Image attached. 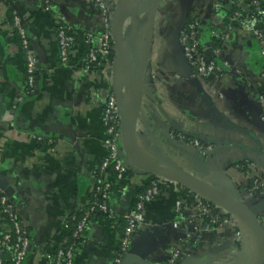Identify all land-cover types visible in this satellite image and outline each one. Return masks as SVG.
I'll return each mask as SVG.
<instances>
[{"label":"crops","instance_id":"obj_1","mask_svg":"<svg viewBox=\"0 0 264 264\" xmlns=\"http://www.w3.org/2000/svg\"><path fill=\"white\" fill-rule=\"evenodd\" d=\"M106 1L115 11L145 0ZM254 1L264 6V0H162L153 12L127 18L120 37L143 78L133 139L140 156L201 177L238 199L258 216L264 230V121L259 103L264 56L251 31L228 16ZM9 8L20 16L37 56L31 92L26 91L25 57L8 20ZM60 18L78 33L65 62L60 61L56 39ZM192 21L197 23L198 44L214 48L212 38L217 37V61H226L220 72L204 80H192L179 58L180 27ZM104 25L101 11L85 0H0V176L13 188L8 198L29 237L22 264H47L46 257L68 243L64 223L93 198L94 173L105 153V95L116 89L128 109L130 98L114 54L116 67L106 73L83 67L87 46L81 37L101 33ZM257 27L264 38V21ZM192 140L210 149L202 155ZM130 169L131 175L112 187L111 213L90 217L73 264L114 263L122 213L154 177ZM160 183V195L144 208V226L119 264H163L172 248L179 250L176 264L251 260L254 240L243 223L217 209L216 216L207 217L219 222L202 225L197 194L169 180ZM176 200L181 202L179 211Z\"/></svg>","mask_w":264,"mask_h":264},{"label":"built area","instance_id":"obj_2","mask_svg":"<svg viewBox=\"0 0 264 264\" xmlns=\"http://www.w3.org/2000/svg\"><path fill=\"white\" fill-rule=\"evenodd\" d=\"M88 4L97 7L104 18V29L99 34L86 32L81 39L88 46L84 59L83 67L87 71L101 70L104 73L113 67L112 55L113 44L111 42L109 23L114 10L110 8L106 0H85ZM242 27L251 31L257 39L260 46L261 54L264 56V38L262 32L257 27L264 21V6L259 2H252L249 5H240L230 18ZM12 27L20 39L21 49L25 57V85L26 91L31 92L36 80L37 56L33 50L25 29L21 25V19L18 13H13ZM197 23L192 21L180 32V44L183 54L187 58L188 65L191 68V78L207 79L214 73H218L222 69V65H226V61H217L220 55V48H211L212 55L206 54V47H202L197 41ZM78 33L68 25L62 18L56 25V39L59 50L60 61L65 62L73 47ZM219 60V59H218ZM116 67V65L114 64ZM125 95L129 96L126 89ZM261 108V120L264 121V92L259 96ZM124 106L121 97L116 89L109 91L105 95L102 108L101 122L104 129L103 144L105 153L101 161L98 163L94 173V195L93 199L88 201L86 212L81 219L75 222V228L71 232L72 238L81 237L82 232L87 227L92 213L109 214V195L114 184H119L126 179L125 173L130 169V164L123 158L118 157V148L120 146V128L123 121ZM41 140L40 138H37ZM47 143L49 141H46ZM45 142V143H46ZM192 145L203 155L210 148L200 143L198 140H192ZM255 183V182H254ZM255 184L249 190L251 194L255 191ZM143 187V188H142ZM140 191H137L132 207L126 209L122 213L125 220L123 236L119 238L120 249L113 264H119L120 258L126 249L132 244L133 239L138 235L144 224V208L153 202L161 193L160 179L153 177L143 185ZM202 198L196 196V205L198 207L197 219L202 222L203 216L218 214L219 210L203 204ZM181 202L176 200V211H179ZM215 215V216H216ZM4 218H8L5 221ZM264 219V214L262 215ZM67 222L64 227L68 228ZM239 232H237L238 236ZM29 248V237L26 227L22 219L16 214L14 206L10 199L2 193L0 187V264H6L3 259L4 252L9 253L11 258L10 264H22L27 255ZM76 253V247L70 245L66 249L60 247L52 255L46 257L47 264H73ZM179 258V250L170 249L166 262L163 264H176ZM154 264H160L158 262Z\"/></svg>","mask_w":264,"mask_h":264},{"label":"water","instance_id":"obj_3","mask_svg":"<svg viewBox=\"0 0 264 264\" xmlns=\"http://www.w3.org/2000/svg\"><path fill=\"white\" fill-rule=\"evenodd\" d=\"M162 0H145L138 4L120 5L114 12L109 23L111 42L117 66L122 74L126 88L129 92V105L124 112L120 128V146L118 157L125 159L133 168L144 174L153 175L160 179L169 180L180 184L193 191L207 203L215 208L231 214L243 223L251 232L254 240V254L246 264H264V230L258 216L238 199L221 193L201 177L178 170L168 165H162L141 158L140 151L134 144V129L142 103L143 78L141 71L135 69L129 59L125 45L120 37V30L124 21L132 15L153 12ZM180 27V31H181ZM179 58L185 62L189 77L192 74L187 58L183 54L182 46ZM206 54L211 56V47L207 45ZM191 78V77H190ZM197 80L196 78H191ZM140 153V154H139ZM142 155V154H141ZM2 193L12 198L13 188L0 176ZM132 245V244H131ZM125 254L120 258H124Z\"/></svg>","mask_w":264,"mask_h":264},{"label":"trees","instance_id":"obj_4","mask_svg":"<svg viewBox=\"0 0 264 264\" xmlns=\"http://www.w3.org/2000/svg\"><path fill=\"white\" fill-rule=\"evenodd\" d=\"M235 10H237V8H234L233 10H232V12L231 11H229L228 12V16H230L231 17V15H232V13L235 11ZM14 12H16V11H14L13 9H8V20L10 21V22H12V18H13V13ZM17 13V12H16ZM190 21L192 20V17L190 16ZM229 19H228V17L225 19V22H226V24H227V21H228ZM17 38H18V42H19V46H20V49H21V45H20V39H19V37H18V35H17ZM219 43H220V40L217 38V37H215V38H212V46L215 48H217L218 46H219ZM219 48V47H218ZM87 49H88V46H87ZM86 49V50H87ZM238 165H240V167H244L245 165H246V163L244 164V163H237ZM131 174H130V170H128V171H126V173H125V176L126 177H129ZM94 198V197H93ZM92 198V199H93ZM202 200V202H203V204H207V205H209L210 207H213V205H211V204H209V203H207L205 200H203V199H201ZM86 207H85V209H81V210H78V211H76V212H74L68 219H67V226H68V229H69V239H68V243H66V245L65 246H62V248H64V249H66L67 247H69L70 245H73V246H75L76 247V245H77V243L80 241V238L81 237H77V238H72L71 237V232H72V230H74V228H75V222L78 220V219H81L82 217H83V215L85 214V212H86ZM97 214H99V213H92V214H90L91 216H95V215H97ZM100 214H105V213H100ZM216 214H214L213 216H215ZM203 219H202V225H205V226H208V227H210V226H212L213 224H217L219 221L218 220H216L217 219V217H216V222L215 223H211V217H206V216H203L202 217ZM123 219V218H122ZM4 220L5 221H8V218H4ZM125 220L123 219V229H122V232L120 233V235H119V238H121L122 236H123V231H124V227H125ZM262 226H263V224H262ZM3 259H4V261H5V263L6 264H10L11 263V258H10V256H9V253H7V252H4V254H3Z\"/></svg>","mask_w":264,"mask_h":264},{"label":"rangeland","instance_id":"obj_5","mask_svg":"<svg viewBox=\"0 0 264 264\" xmlns=\"http://www.w3.org/2000/svg\"><path fill=\"white\" fill-rule=\"evenodd\" d=\"M118 70H119V69H118ZM237 232H238V231H237ZM240 233H241V232H239V234H238L237 238H239V237H240Z\"/></svg>","mask_w":264,"mask_h":264},{"label":"bare ground","instance_id":"obj_6","mask_svg":"<svg viewBox=\"0 0 264 264\" xmlns=\"http://www.w3.org/2000/svg\"><path fill=\"white\" fill-rule=\"evenodd\" d=\"M126 112H127V111H126ZM126 112H125V113H126ZM141 158H143V157H141ZM143 159H144V158H143ZM145 160H146V159H145ZM253 254H254V253H253Z\"/></svg>","mask_w":264,"mask_h":264}]
</instances>
